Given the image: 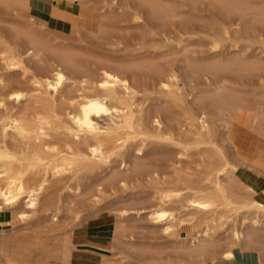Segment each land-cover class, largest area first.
I'll return each instance as SVG.
<instances>
[{"label": "bare ground", "instance_id": "1", "mask_svg": "<svg viewBox=\"0 0 264 264\" xmlns=\"http://www.w3.org/2000/svg\"><path fill=\"white\" fill-rule=\"evenodd\" d=\"M202 7L221 21L201 25ZM263 25L264 0H0V223L18 222L0 232V264L121 262L92 242L123 234L121 221L64 216V189L103 194L149 181L157 198L148 221L172 237V204L181 200L223 221L239 212L264 217V188L236 174V158L264 171V60L238 49L242 34L261 38ZM202 31L205 43L194 40ZM124 44L131 52L121 59L86 55ZM149 144L175 153L146 159ZM194 155L204 186L177 167ZM51 177L64 183L56 203ZM208 226L186 247L185 264H262L255 244L264 236L246 233L243 250L234 229L237 246L218 247L205 243Z\"/></svg>", "mask_w": 264, "mask_h": 264}, {"label": "rangeland", "instance_id": "2", "mask_svg": "<svg viewBox=\"0 0 264 264\" xmlns=\"http://www.w3.org/2000/svg\"><path fill=\"white\" fill-rule=\"evenodd\" d=\"M201 10H202V13L200 12L198 13V15H200L199 17L201 19V22L204 21L203 23H200L201 25L208 26L210 25L209 24L210 22L213 23V22L221 21L220 20L221 15L219 16L218 14H216L217 13L216 11L211 10L209 8L207 10V7H202ZM133 25L134 24H132V22L130 24L126 22V24L125 23L122 24V27L126 28L128 26H131L130 27L131 32L136 33L137 31L138 33L139 32L138 30L141 28L137 26H133ZM132 26L135 28H132ZM130 28L128 27L129 31H130ZM259 28H261L260 30L262 31L261 38L257 39V38H254L253 36L248 37L245 35L243 36V34L242 35L240 34L241 35L240 37L243 39L238 42V47L241 46V48H243L242 52L244 51L243 52L244 54L253 55V56L258 55L257 57L262 58L264 60V25ZM203 33H205V31H202V33L199 36L195 37L194 40H200L202 43H205L204 41L206 40L204 39H206L205 37L206 33L205 34ZM150 44H156V45L160 44L158 45V47L162 45L160 48L162 50L163 49L167 50V47H163V43L161 41H156L155 43L150 42ZM124 45L125 46L107 45V46H103L99 50H96L94 48L92 49V47L88 46L90 48H88V50L86 51V55L89 56V55H92V53L96 52L93 55L101 54V56L99 55L100 58L110 57V58L115 59V57L119 56L116 59H121V58L126 57L129 54V52H131V51H128V50H131V48L129 47L130 45L128 44H124ZM245 47H247L246 50H244ZM241 48L239 47L238 49H241ZM238 49L235 48V51H239ZM228 50L233 51L234 49H228ZM1 73L2 74L6 73V71L5 70L2 71V69H0V74ZM15 77H18V76L15 75ZM201 81L202 80H199V83L196 82L197 85L198 84L200 85V87L202 86L200 83L203 82ZM187 90L189 92L191 91L189 87L187 88ZM153 97L155 100L158 98V96L154 94L151 96V98L153 99ZM153 100L151 101L153 103H156ZM55 133L59 134L60 131L56 130ZM241 136L242 134L239 133L238 138L239 137L241 138ZM63 138L64 137L60 135L55 141L58 144H61ZM158 145L157 144L147 145L148 149H145V152H144L146 154L145 156L146 159H151V160L156 159L157 160L158 158H161V156L167 157L168 154L173 156V154L175 153V148L171 145H160V144ZM231 149L233 151V148L231 146L227 147L228 152L231 151ZM232 151L229 153L232 156H234V151L233 152ZM170 155L168 156L169 158L171 157ZM193 157H195V159ZM186 159H188L187 162H186ZM186 159L182 161L180 166H177L179 168L181 167L180 168V173H182L181 175L191 180L195 186H200L201 184H202L201 186H204L205 182L202 181L203 176L200 175L196 171L197 170L196 156L195 155L190 156ZM236 159L238 163L237 164L238 170L236 174L239 176V178L245 183H253L257 188H264V171L252 165L244 163L242 160H239L238 158ZM165 171H166L165 178H167L168 180L167 179H164V180H166L167 182L173 180L172 178H174V174L172 172V169L167 168ZM96 179L97 178H94V179L91 178L92 181L93 180L95 181ZM49 183L52 187V190L54 191V195L52 196V199L56 203L59 198L58 190L64 183L59 182L56 178H53V177L49 178ZM133 183L128 185L127 189L125 188L121 189L122 188L121 186L119 187L117 186V188L113 187V189L110 188V190H108L109 188H107L105 191H103V194L102 193L98 194L94 189L91 190L90 192L83 190L82 193H79V195L75 192H72L71 190L69 191L66 189H64L65 191L62 190L61 191L62 193H60L61 195L60 197L62 198L60 199V204L62 202L61 206L63 205L62 208L65 212L64 216L71 215L70 217L72 216H73L72 218L77 217L80 220L87 218L85 219L86 220L85 224L87 225L99 224L103 222H110V221H113V219L116 222L119 220L121 221L119 222V224L121 223L120 225L123 226L122 228H124L126 231L124 232V229H123V232H122L123 234H120L119 236L117 235L118 237L114 236V238L111 237V239L107 238L108 240H104L105 241L104 245L106 246L98 245L99 251L101 249L100 252L103 254V256L105 255V259L108 261L113 262V260L118 261L120 259L121 262L118 263L119 262L118 261L117 262L118 264H121V263L123 264H181L183 260L182 264H185L184 262V259L186 256L185 250L190 248V246H192L194 243L195 244L197 243V241L196 242L194 241L195 238L198 237L200 241L202 240L200 236L204 235L203 231L205 230L206 226H208V224H209L208 227H210L211 231H210L209 239L208 237H207V240L205 238V243H211L212 245L215 243L214 246H218V247L221 245L223 246V244L225 245L226 243L227 244L229 243L232 247L237 246L236 239H234V237L232 236L234 229H236L241 235L240 243L238 244V247H240L243 250L247 249L246 241L243 238V235H245L246 233L255 232V234L257 233V235L264 236V217L262 216L256 218L253 215L247 214L248 216H246L245 213L243 215V212L242 214L241 212H239V214H236V215L232 214L231 215L232 217L229 216L228 217L229 219L227 218V221H223L222 219H220L221 214L218 212L216 213V215L215 214L207 215L205 217L199 214L192 213L189 210L188 206H186L185 201L183 200L174 202L173 203L174 205L172 204L173 209H174L173 213H175L174 217H175V220L177 221V222L174 221V223L177 224V226L175 225L177 234L173 235V237L169 236L161 232L160 230L153 228L148 221V210L147 209L149 208L152 202H155L157 198L155 194L156 190L153 191V189H155V186L154 185L152 186V184L149 181H142V182L137 181ZM86 193L89 195H93L96 198L94 197L90 198L91 196L90 197L89 195L86 196L85 195ZM88 198L90 199L88 200ZM67 205H70V206H67ZM72 206H73L74 211H71ZM65 207L67 208L70 207L71 209L68 208L70 211L66 210ZM119 210L120 211L124 210L127 212L125 215L124 214L121 215V213L118 212ZM64 212H62V217H63ZM72 212L74 213L72 214ZM214 215L216 218L214 217ZM79 216L81 218H79ZM244 216L248 220H246ZM255 220H257V224H253ZM250 221L251 222L253 221V222L251 223ZM17 223L18 222L16 221H13V220L7 221V219H5V222H3V224L0 223V232L2 231L9 232L10 228L18 225ZM123 235H126L125 238ZM111 240L113 241L111 242ZM187 246L189 247L186 249ZM253 247H254L253 244L250 245L251 249H255L258 247L257 248L258 253L262 255L261 262L263 264L264 263V260H263L264 243L261 245L255 244V248ZM142 252L148 254V256L144 259L142 258V254H141ZM109 256L112 260L108 258Z\"/></svg>", "mask_w": 264, "mask_h": 264}, {"label": "crops", "instance_id": "3", "mask_svg": "<svg viewBox=\"0 0 264 264\" xmlns=\"http://www.w3.org/2000/svg\"><path fill=\"white\" fill-rule=\"evenodd\" d=\"M92 242L97 244V245L106 246V245H104V242H105L104 240H94L93 239Z\"/></svg>", "mask_w": 264, "mask_h": 264}]
</instances>
